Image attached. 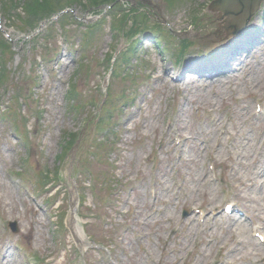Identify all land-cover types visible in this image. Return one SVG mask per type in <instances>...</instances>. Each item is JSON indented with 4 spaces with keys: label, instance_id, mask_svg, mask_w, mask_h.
I'll use <instances>...</instances> for the list:
<instances>
[{
    "label": "rangeland",
    "instance_id": "374dc122",
    "mask_svg": "<svg viewBox=\"0 0 264 264\" xmlns=\"http://www.w3.org/2000/svg\"><path fill=\"white\" fill-rule=\"evenodd\" d=\"M27 1L0 0V264H264V1L229 38L213 0L73 6L31 33Z\"/></svg>",
    "mask_w": 264,
    "mask_h": 264
},
{
    "label": "trees",
    "instance_id": "16d2710c",
    "mask_svg": "<svg viewBox=\"0 0 264 264\" xmlns=\"http://www.w3.org/2000/svg\"><path fill=\"white\" fill-rule=\"evenodd\" d=\"M117 1L120 2V0H29L26 2V5H32L31 11H27L25 9V16L20 15V18H17V21L15 19L12 21L21 28H19L21 31L31 32L37 29L43 20L51 19L53 15L60 13L65 8L79 6L81 9H90L95 7L94 10H96L100 6L115 5ZM13 6L14 4L10 1L4 4V8L8 14ZM32 15L36 18V20H34L35 18H33ZM12 17L16 18L17 16H14L13 13ZM0 42H4V47L6 49L8 41L1 38Z\"/></svg>",
    "mask_w": 264,
    "mask_h": 264
},
{
    "label": "water",
    "instance_id": "95a60500",
    "mask_svg": "<svg viewBox=\"0 0 264 264\" xmlns=\"http://www.w3.org/2000/svg\"><path fill=\"white\" fill-rule=\"evenodd\" d=\"M264 0H213L209 9L218 12L219 24L226 37H236L249 28V22L260 8ZM179 36H189L185 32ZM12 229L17 231V223H10Z\"/></svg>",
    "mask_w": 264,
    "mask_h": 264
},
{
    "label": "bare ground",
    "instance_id": "6f19581e",
    "mask_svg": "<svg viewBox=\"0 0 264 264\" xmlns=\"http://www.w3.org/2000/svg\"><path fill=\"white\" fill-rule=\"evenodd\" d=\"M250 34H248L246 38L240 39L239 41H237V39L232 40V42L227 45L228 48H230V51L227 54L228 58H232L234 56H238L239 53L242 50H243V52H245L246 49H248L250 47V45L257 44L255 42L256 41V36L253 37ZM235 60H236V58H235ZM237 62H238V65H239V63H243L242 61H235V63H237ZM215 66H217V67H215V69H217V71L214 74H212L213 71H211L213 69H208L207 67H198V66H196V67H194L195 70L193 68H186V69H191L189 71L190 76H191V74H194L193 71H195L196 73L194 75H199L200 77L209 76L208 77L209 79H214L215 80V78L218 76V74L221 75V74L225 73V69H226V66H224V65H216L215 64ZM187 80H188L187 82H189L192 79H188L187 78ZM215 81H217V80H215ZM188 85H189V83H188ZM72 211L73 212L70 215V222H71V227H72V233L74 235V238L78 241L79 244H85V238H84V235L82 234V230L80 229L78 223H76L74 209Z\"/></svg>",
    "mask_w": 264,
    "mask_h": 264
}]
</instances>
